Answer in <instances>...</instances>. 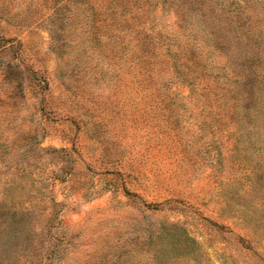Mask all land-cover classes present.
<instances>
[{"label":"rangeland","instance_id":"obj_1","mask_svg":"<svg viewBox=\"0 0 264 264\" xmlns=\"http://www.w3.org/2000/svg\"><path fill=\"white\" fill-rule=\"evenodd\" d=\"M0 264H264V0H0Z\"/></svg>","mask_w":264,"mask_h":264}]
</instances>
